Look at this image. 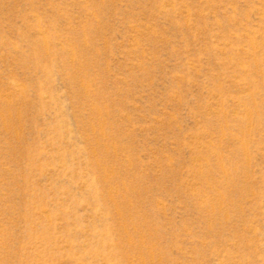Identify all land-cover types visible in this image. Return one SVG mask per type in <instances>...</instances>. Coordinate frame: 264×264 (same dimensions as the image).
Returning a JSON list of instances; mask_svg holds the SVG:
<instances>
[{
    "label": "rangeland",
    "instance_id": "rangeland-1",
    "mask_svg": "<svg viewBox=\"0 0 264 264\" xmlns=\"http://www.w3.org/2000/svg\"><path fill=\"white\" fill-rule=\"evenodd\" d=\"M0 264H264V0H0Z\"/></svg>",
    "mask_w": 264,
    "mask_h": 264
}]
</instances>
